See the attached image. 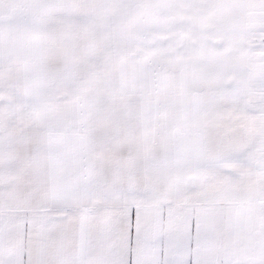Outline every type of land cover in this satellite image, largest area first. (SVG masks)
I'll return each instance as SVG.
<instances>
[{"label": "snow or ice", "instance_id": "1", "mask_svg": "<svg viewBox=\"0 0 264 264\" xmlns=\"http://www.w3.org/2000/svg\"><path fill=\"white\" fill-rule=\"evenodd\" d=\"M0 264H264V0H0Z\"/></svg>", "mask_w": 264, "mask_h": 264}]
</instances>
